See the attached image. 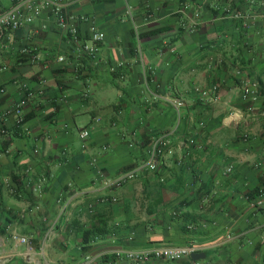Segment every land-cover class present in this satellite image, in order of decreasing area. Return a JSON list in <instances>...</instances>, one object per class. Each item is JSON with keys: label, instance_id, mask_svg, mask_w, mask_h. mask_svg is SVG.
<instances>
[{"label": "crops", "instance_id": "obj_1", "mask_svg": "<svg viewBox=\"0 0 264 264\" xmlns=\"http://www.w3.org/2000/svg\"><path fill=\"white\" fill-rule=\"evenodd\" d=\"M28 1L34 23L0 27V264H134L112 253L182 246L197 256L147 264H264V208L250 207L264 187V0L69 3L83 41L105 34L94 57ZM162 135L172 153L151 171Z\"/></svg>", "mask_w": 264, "mask_h": 264}, {"label": "built area", "instance_id": "obj_2", "mask_svg": "<svg viewBox=\"0 0 264 264\" xmlns=\"http://www.w3.org/2000/svg\"><path fill=\"white\" fill-rule=\"evenodd\" d=\"M13 6L0 15V27L9 30H18L26 25L34 23V21L40 16L42 6L36 5L34 2L28 0H13ZM78 0H44V4L47 6H53V12L57 16L60 26L67 28L69 35L75 43L78 44L77 50L81 54H87L89 56H96L99 45L105 40V34L100 31H92L89 41H83L79 35V30L77 27V18L75 16H67L62 13L63 8L69 3H75ZM36 49L24 48L22 54H31L33 60L38 58L35 53ZM59 62H65V57H59ZM254 87H257L254 85ZM216 90V89H215ZM257 89L250 90L246 89L244 97H254L253 93H256ZM208 92H203V95H207ZM28 99H30L33 94L28 92ZM178 114L181 113V109L184 104L181 101L174 102ZM26 101L22 102L12 111L17 115L16 125L22 127L25 123V110L24 107ZM247 118L253 117L254 112L250 109L248 113H244ZM90 137V132L88 130H82L80 132V138L83 142H86ZM170 139L167 135H162L154 138L151 143V148L148 153L147 168L151 171H156L158 168L159 161L166 153H172L170 147ZM230 171V170H229ZM136 177V171H129L115 179L107 181V185L110 188L123 187L126 183L132 181ZM106 200L102 199L101 202ZM113 201H117L113 198ZM250 207L254 211H259L264 208V187L260 189L259 194L254 198L250 199ZM91 210L93 206L90 207ZM13 239L21 244H28L29 240L25 237H21L17 234L13 235ZM196 252V249L192 246H182V247H155L147 249H131V250H117L112 253L117 259H126L133 262L134 264H147L151 261H177L185 257H189Z\"/></svg>", "mask_w": 264, "mask_h": 264}, {"label": "trees", "instance_id": "obj_3", "mask_svg": "<svg viewBox=\"0 0 264 264\" xmlns=\"http://www.w3.org/2000/svg\"><path fill=\"white\" fill-rule=\"evenodd\" d=\"M259 192H260V190H259ZM259 192H258V194H259ZM108 257H109L108 255H105V256L103 257V260H107ZM114 257H115V256H114Z\"/></svg>", "mask_w": 264, "mask_h": 264}, {"label": "water", "instance_id": "obj_4", "mask_svg": "<svg viewBox=\"0 0 264 264\" xmlns=\"http://www.w3.org/2000/svg\"><path fill=\"white\" fill-rule=\"evenodd\" d=\"M195 256H197V254L192 255V257H195Z\"/></svg>", "mask_w": 264, "mask_h": 264}]
</instances>
